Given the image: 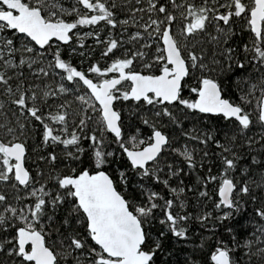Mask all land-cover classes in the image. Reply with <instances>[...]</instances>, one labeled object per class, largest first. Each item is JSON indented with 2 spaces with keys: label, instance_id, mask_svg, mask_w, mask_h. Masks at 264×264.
Masks as SVG:
<instances>
[{
  "label": "snow or ice",
  "instance_id": "obj_1",
  "mask_svg": "<svg viewBox=\"0 0 264 264\" xmlns=\"http://www.w3.org/2000/svg\"><path fill=\"white\" fill-rule=\"evenodd\" d=\"M176 244L264 264V0H0V264H176Z\"/></svg>",
  "mask_w": 264,
  "mask_h": 264
},
{
  "label": "trees",
  "instance_id": "obj_2",
  "mask_svg": "<svg viewBox=\"0 0 264 264\" xmlns=\"http://www.w3.org/2000/svg\"><path fill=\"white\" fill-rule=\"evenodd\" d=\"M85 31H87V29H85ZM247 35L248 34L245 33L244 36L241 39H237L236 40V43L237 44H241L242 42H245L247 40ZM86 43L89 46L94 45V41L93 40H88ZM65 56L66 57L68 56L67 49L65 50ZM71 59H72L73 64H80V61H81V58L80 57L73 56V57H71ZM97 59H99V50L98 49H97V51H96L93 59H91V60H85L84 63H83V65H82V67L83 68H87V66L90 63H95ZM46 82L55 84V81H46ZM37 83H39V82H37ZM81 90H83V89H81ZM232 95H233V97H235V95H236L235 90L233 91ZM62 99H63V97L57 98L56 102L59 103V102H61ZM68 100L69 101H72L73 100V97L72 96H68ZM129 106L130 105H129L128 102H124V103L118 102L117 103V108L118 109H121L123 111L124 123H125V136L128 137V136H130L132 134H135V130L137 128H139L141 130V137L142 138H146L150 134V132H151L150 127L143 125L140 122V120H138V119H129V117H128V111H127V109L129 108ZM149 115H150V113L148 112L147 107H146L145 108V111H144V116L147 118ZM164 123L167 124V120L166 119H165ZM232 124H233V122L226 121V120H224L223 117H199L195 121L192 120L191 118L188 119V120L183 121V126H184V129L185 130L191 129L194 125L196 127H198V128H204L206 126H210L213 129H218L221 137H223V134L225 132H227L229 135H231V132H232ZM164 130L171 137H173V141L174 142L172 144V148L181 147L184 144H188L190 147H197V148L201 147L199 145L194 144L192 141H189L186 138H184L181 135L180 129H177V128H175L172 125H167V127ZM258 131H259V129L256 128V127H254V128H252L249 131L248 135L251 136L253 133H256ZM109 139H111V137H109ZM241 143H242V141H241ZM57 151H59V150H57ZM210 151H219V150L216 149L214 145H211L210 146ZM237 151L238 152H241L242 154L244 152V150L239 145L237 146ZM164 157L168 160V162L173 163L177 167L183 166L182 158L179 157V156H177L174 152H172L171 149H166L165 150ZM33 159H34V157H33ZM247 160H248V158L246 157V159H245L244 162L247 163ZM123 162H124L125 165H127L126 158H123ZM119 167H120L119 164L112 165L109 168H107L106 170L109 171V173L112 174L113 175V178L115 179L116 178L115 169L116 168H119ZM185 171L186 172H192L191 169H187V168L185 169ZM215 171H216V169H213V172H215ZM201 174H203V173H201ZM255 175L258 177V175H259L258 170L256 171ZM195 178H196V174L195 173H192L191 176H185L184 177L185 183L190 184V185L191 184H194L195 183ZM132 180H133V182H135L136 181V177L135 176H132ZM162 188H163L162 185H156V186H154V190H158L159 191ZM209 188L210 189L214 188V185H210ZM129 192H131V189H129ZM189 195H192V194H189ZM253 207H254V205H249L248 206L249 213L252 212V208ZM245 222L246 221H241V224H243ZM156 227L158 228L160 226L157 225ZM236 227L239 228L240 225H236ZM217 235H223V238L224 239H228L227 234L223 233V229H221L220 232L217 233ZM192 239L198 241V237H196V236H193ZM261 246L264 247V245H261ZM191 247H192V245H189L188 248H184V246L181 245V244H176L175 245L176 253H175V257L174 258H175L176 264H183L184 256L189 251V249ZM207 253H208V248L206 247L204 249V254L202 256H200V264H204V261L207 259Z\"/></svg>",
  "mask_w": 264,
  "mask_h": 264
},
{
  "label": "flooded vegetation",
  "instance_id": "obj_3",
  "mask_svg": "<svg viewBox=\"0 0 264 264\" xmlns=\"http://www.w3.org/2000/svg\"><path fill=\"white\" fill-rule=\"evenodd\" d=\"M81 91H83V90H81ZM116 107H117V105H116ZM150 135V134H149ZM142 138V137H141Z\"/></svg>",
  "mask_w": 264,
  "mask_h": 264
},
{
  "label": "rangeland",
  "instance_id": "obj_4",
  "mask_svg": "<svg viewBox=\"0 0 264 264\" xmlns=\"http://www.w3.org/2000/svg\"><path fill=\"white\" fill-rule=\"evenodd\" d=\"M132 31H135V29H133Z\"/></svg>",
  "mask_w": 264,
  "mask_h": 264
}]
</instances>
